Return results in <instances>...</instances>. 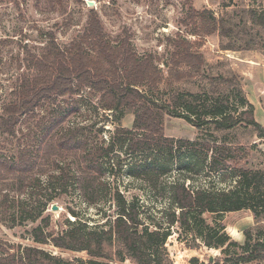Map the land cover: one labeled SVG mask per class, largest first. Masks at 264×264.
<instances>
[{
    "label": "trees",
    "instance_id": "obj_1",
    "mask_svg": "<svg viewBox=\"0 0 264 264\" xmlns=\"http://www.w3.org/2000/svg\"><path fill=\"white\" fill-rule=\"evenodd\" d=\"M187 1L180 21L185 29L168 38L171 49L165 70L154 54L138 55L128 36L108 37L93 7L82 33L67 46L61 47L48 32L43 50L27 58L28 71L19 78L11 99L2 105L1 133L15 136L23 117L60 98H73L84 89L99 96L101 109L112 114L116 126L107 142L89 145L81 128H64L62 119L48 116L38 124L37 145L18 146L12 154H0V210L11 214L10 209L23 202L21 197L32 199L40 196L43 188L52 187L54 194L39 200L37 209L22 212L20 221H38L29 232L35 243L88 256L64 258L37 246L0 243V264H174L167 243L175 227L177 239L188 249L204 247L220 252L211 260L194 256L189 264H264V169L235 168L237 179L229 187L195 185L191 176L166 180L173 166L179 171L196 166L214 175L247 159L246 146L228 140V133L240 125L264 139V125L255 120L254 106L244 97L239 76L203 74L206 61L200 50L202 39L214 33L239 36L246 50L264 49V3L252 0L256 5L248 7L245 19L242 16L234 24L229 16H216L210 8L197 9ZM3 43L0 39V46ZM198 76L208 80V90L178 88ZM231 85L234 88L230 89ZM235 99L244 105L239 111L233 110ZM126 114L133 116L130 127L119 124ZM166 116L183 118L200 135L194 140L165 136ZM118 150L143 155L139 163L130 164L128 173L165 199L158 208L159 216L149 212L139 198L128 200L114 189L110 199L115 215L102 224H90L70 209L72 219L65 218L64 228L51 230L46 209L69 188L87 206L96 207L103 201L102 193L109 191L107 164L115 161L121 165ZM245 209L252 213L254 225L243 230L239 242L226 232L220 217ZM205 213L215 216L212 223L206 221Z\"/></svg>",
    "mask_w": 264,
    "mask_h": 264
},
{
    "label": "rangeland",
    "instance_id": "obj_2",
    "mask_svg": "<svg viewBox=\"0 0 264 264\" xmlns=\"http://www.w3.org/2000/svg\"><path fill=\"white\" fill-rule=\"evenodd\" d=\"M88 1L93 2V5L89 6ZM261 2L264 3V0ZM191 3L197 9L210 8L216 16H229L230 22L234 24L239 23L242 16L245 19V10L248 7L256 5L252 0H191ZM188 4L187 0H62L61 3H52L49 0H0V39L4 42L0 46V112L2 105L11 99L12 90L19 78L28 71L27 58L43 50L47 41L46 34L53 33L61 47L67 46L82 33L91 7L98 12L108 37L115 39L128 36L138 55L154 54L157 64L165 70L164 61L171 49L168 38L185 29L180 21ZM187 37L193 39L192 36ZM228 45H232V49L224 48ZM200 50L206 61L203 74L238 75L244 97L254 106L255 120L264 125V49L246 50L245 42L239 36L231 34L220 37L214 33L202 39ZM210 87L204 76L178 85L179 89L191 92H204ZM231 88H234L233 85ZM232 105L233 110L238 111L244 107L239 105L237 99ZM48 116L55 120L62 119L60 126L64 128H81L87 134L89 145L101 140L107 142L116 126L115 121H112V114L101 109L99 96L84 89L73 98H60L55 103L36 109L30 116L23 117L16 127L15 136L0 132V154H12L18 146L37 145L41 134L38 124L47 120ZM132 119L131 114H126L119 124L130 127ZM164 134L176 139L194 140L200 132L183 118L166 116ZM228 140L230 143L246 146L249 151L247 159L234 162L227 171L214 175L209 174L207 169L202 170L196 166L182 168L181 171L173 166L166 175V180L191 176L195 185L229 187L237 179L233 174L235 168L264 169V139L258 138L252 128L240 125L228 133ZM118 153L122 160L120 167L115 165V161H111V166L107 164L109 173L105 180L109 191L102 193L103 201L96 207L87 206L69 188L67 194L56 197L46 209V214L51 219V230L60 231L64 228L65 218L72 219L70 209L90 224H102L108 217L115 215L116 207L110 199L114 189H118L128 200L139 198L148 206L149 212L159 216L158 208L165 204V199L162 200V195L158 192L154 195L143 180L128 173L130 164L139 163L143 155H128L122 150H118ZM51 188H43L41 195L32 199L21 197L23 202L10 209L11 214L0 210V243L37 246L64 258L86 259L88 256L85 252L61 250L51 244L35 243L29 232L38 221H20L22 212L37 209L39 200L54 194ZM52 204H56L58 210H51ZM204 217L208 223H212L215 216L205 213ZM220 220L226 232L239 242L243 240V230L254 225V217L246 209L225 212ZM174 229L175 233L167 243L174 264H189L190 258L194 256L202 261L206 256L212 258L220 254L218 250L204 247L198 250L188 249L185 243L177 239L179 232L176 227Z\"/></svg>",
    "mask_w": 264,
    "mask_h": 264
},
{
    "label": "water",
    "instance_id": "obj_3",
    "mask_svg": "<svg viewBox=\"0 0 264 264\" xmlns=\"http://www.w3.org/2000/svg\"><path fill=\"white\" fill-rule=\"evenodd\" d=\"M89 6H92L93 5V2L91 1H88L87 2ZM51 210H58V206L56 204H52L51 207H50ZM212 258H210L211 260Z\"/></svg>",
    "mask_w": 264,
    "mask_h": 264
},
{
    "label": "crops",
    "instance_id": "obj_4",
    "mask_svg": "<svg viewBox=\"0 0 264 264\" xmlns=\"http://www.w3.org/2000/svg\"><path fill=\"white\" fill-rule=\"evenodd\" d=\"M255 113H256V110H255Z\"/></svg>",
    "mask_w": 264,
    "mask_h": 264
}]
</instances>
